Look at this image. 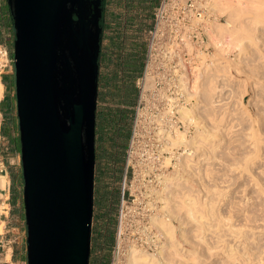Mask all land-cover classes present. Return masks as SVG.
<instances>
[{
    "label": "rangeland",
    "instance_id": "1",
    "mask_svg": "<svg viewBox=\"0 0 264 264\" xmlns=\"http://www.w3.org/2000/svg\"><path fill=\"white\" fill-rule=\"evenodd\" d=\"M124 1L118 0L109 3L110 11H127ZM158 1L142 0V3L131 9L132 14L141 16L145 20L140 33V40L144 45V56L148 48L147 31L152 22L150 16L147 17L144 11H147L148 8L153 13ZM3 2L7 4V0H3ZM215 2L221 3V7L213 6L211 21H219L226 27L214 32L210 27L211 22H209V40L205 44L195 40L190 61L188 60L191 74L187 80L184 79L186 84L181 89L186 87L189 91L193 90L197 78L193 72L201 70L207 63L211 64L214 58H220V79L224 80L222 83L226 84V88L223 94L220 92V107L213 111L214 118L220 120L222 132L220 140H217V144L220 143V146L211 155L210 160L203 162L208 170L202 172L201 180L199 177H189L183 173L176 174L173 165L176 161L172 159V155L169 152H160L162 143L157 139V132L162 125L170 131H172V126L178 125L184 131L185 124L178 118L179 115H176L174 121L167 110L154 117L155 98H153V94L143 101L141 108L138 95L132 108L133 121L130 125V135L124 152L125 171H123L125 174L128 171L125 190L126 218L132 224H150L153 212L148 205L156 201L154 197H149L147 194L154 190H163V186L157 182L161 174L179 176L182 179L177 182L178 187L174 185L172 190L183 189L173 192L175 202L182 203V194H186L188 198H194L196 202L193 206L197 215L200 216L202 224L191 223L188 226L189 242H184L178 234L176 235L182 244L179 246L180 256L172 258V262L174 264L176 262L178 264H220L224 258H220L219 246L223 244L227 250L236 253L239 264H259L260 260L264 261V53H261L264 50H261L264 48V39L259 40V44H257L248 36L251 34L250 26L255 22L259 21L258 26L264 29V23L260 17L264 11V0H215ZM256 34L258 37H264L263 31L257 30ZM15 40L12 20L10 26L7 27L5 37L0 38V42L7 46L9 59L12 61L3 73L0 72L1 81L5 77L8 79L11 75L14 77L15 83ZM238 41H244L247 45L245 51L240 50ZM218 45H220V51L217 48ZM235 58L240 59V64L233 60ZM142 75L143 73L139 77L141 78ZM181 76L187 77L185 73ZM213 76L219 78L216 75ZM149 88L151 92L155 90L153 81L149 82ZM179 88L178 86L179 105L191 107L192 102H196V100L186 98ZM6 91L16 95L15 86ZM137 109H140L139 112ZM194 130L191 128V133ZM178 151L183 153L184 149L180 148ZM159 158L162 163L158 162ZM167 161H171L170 164L167 165ZM151 168H153L152 171ZM121 197L120 190L119 201L117 200L111 213L113 241H115ZM157 202L163 206L161 201ZM104 209L99 217L102 226L107 223V211L106 208ZM229 211L233 213L231 221L228 220ZM220 213L225 216L221 225ZM0 221L3 222L2 219ZM2 224L3 233L5 224ZM11 224L14 228L11 235L15 237L20 235L22 230L15 219ZM150 225L152 226V223ZM154 229L156 230L155 227ZM100 231L102 230L100 229ZM156 233L158 234L157 230ZM99 238L100 235L95 237L97 243L100 244ZM24 239L25 236H23V241ZM97 245L95 243V250ZM105 248L111 249L110 244H107ZM210 248L213 249L210 250ZM148 251L153 252L154 250ZM188 254L195 256L194 263L182 260L183 255L189 260ZM245 258L247 260L241 261ZM92 261V264H95V256Z\"/></svg>",
    "mask_w": 264,
    "mask_h": 264
},
{
    "label": "water",
    "instance_id": "2",
    "mask_svg": "<svg viewBox=\"0 0 264 264\" xmlns=\"http://www.w3.org/2000/svg\"><path fill=\"white\" fill-rule=\"evenodd\" d=\"M89 1L7 0L28 264H91L101 28Z\"/></svg>",
    "mask_w": 264,
    "mask_h": 264
},
{
    "label": "bare ground",
    "instance_id": "3",
    "mask_svg": "<svg viewBox=\"0 0 264 264\" xmlns=\"http://www.w3.org/2000/svg\"><path fill=\"white\" fill-rule=\"evenodd\" d=\"M214 1L215 0L211 3L212 10L213 6L217 8L221 7V3H214ZM260 17L264 23V11L261 13ZM209 22H211L210 27L214 32H216V30L220 31V28L226 27L219 21L208 20L207 24ZM258 25L259 21L250 26L251 34L248 36V38L255 41L257 44H259V40L264 39V37H258L256 34L257 30L264 32V29H261ZM238 47L242 52L247 49V45L244 41H238ZM217 48L220 51V45H218ZM263 49L264 48L261 50ZM261 53H264V50ZM233 60L240 64V59L238 60L235 58ZM193 74L197 75V78L195 82L196 86L191 91L186 87L181 89V87L186 84L184 76H180L178 80V86L180 87L179 89L182 95H185L186 98H193L196 100V102H192L191 107H187L186 105L180 106L178 98L176 99V114L179 115L178 118L185 124L186 129L183 131L176 125L172 126V131H170L169 129H165V126L162 125L157 132V139L162 143L160 152H169L172 155V159L176 161L175 163L172 162L176 174L179 175L183 173L189 177H199L201 180L200 176H202V172L208 170V167L206 168V164H203V162L210 160L211 155H213L220 146V143L217 144V140H220L222 130H220V120L214 118L213 111L220 107V92L223 94L226 84L222 83L224 81L223 79H220V58H214L211 64H205L204 68L202 67L201 70L199 69L197 72H193ZM3 90L4 85L0 78V97L3 94ZM167 113L169 116H174L173 113L171 114V111L167 110ZM191 128L195 129L193 133L190 131ZM180 148L184 149L183 153L178 151ZM170 162L171 161H167V165L170 164ZM152 169L153 168H151V171ZM180 179L182 178L179 176H170L163 173L158 177L157 181L163 186V190H154L152 193L147 194L149 197H154L156 201L148 205L153 212L150 221L153 228L155 227L158 231L156 248L153 249V252H150L145 249L133 247L128 254L127 264H174L172 258L180 256L179 246L182 244L178 241L176 235L178 234L184 242H189V237L187 236L188 226L191 223L202 224V220L200 216L197 215V211L193 206L196 202L194 198H188L186 194H182V203L178 202L177 204L175 202L176 200L174 199L173 192L180 191L183 188L180 190L176 188L174 191L172 188L175 186L178 187L176 184ZM5 180L6 178L3 179V183H5ZM158 200L161 201L163 206L158 204ZM211 210L213 212L212 208ZM232 217L233 213L229 211L228 220L231 221ZM223 219H225V216L220 213V225ZM2 230L3 224L0 222V233H2ZM219 247L220 258H224V261L220 262V264H239L235 252H230L223 244H220ZM212 249L213 248H210V250ZM187 256L189 260L186 259L184 255L182 256L184 262H195L194 255L188 254ZM244 260L247 259L245 258L241 261ZM175 264L178 263L176 262ZM259 264H264V261L260 260Z\"/></svg>",
    "mask_w": 264,
    "mask_h": 264
},
{
    "label": "flooded vegetation",
    "instance_id": "4",
    "mask_svg": "<svg viewBox=\"0 0 264 264\" xmlns=\"http://www.w3.org/2000/svg\"><path fill=\"white\" fill-rule=\"evenodd\" d=\"M115 0H90L84 7L87 21L100 14V49L98 54L95 111V185L92 249L100 235L99 217L109 209L107 198L128 181V171L121 173L122 153L128 136V110L139 95L138 80L144 68L141 16L127 11H110ZM8 5V4H7ZM9 7V6H8ZM10 11V10H9ZM77 19V17H75ZM96 240V242H94ZM97 248V246H96ZM94 256H91V264Z\"/></svg>",
    "mask_w": 264,
    "mask_h": 264
},
{
    "label": "built area",
    "instance_id": "5",
    "mask_svg": "<svg viewBox=\"0 0 264 264\" xmlns=\"http://www.w3.org/2000/svg\"><path fill=\"white\" fill-rule=\"evenodd\" d=\"M212 1L160 0L154 8L151 27L147 31L148 48L143 75L138 80L140 108L143 101L153 94L154 115H161L168 110L174 114L171 118L175 121L178 80L183 73L187 75L185 80L191 74L189 61L195 40L201 44L209 40L207 22L213 15ZM11 62L7 46L0 42V72L3 73ZM150 81L155 86L153 92L149 88ZM158 162L162 163L160 158ZM126 185L125 177L115 241L108 264H127L128 254L133 247L152 250L158 241L156 230L150 224L128 222Z\"/></svg>",
    "mask_w": 264,
    "mask_h": 264
},
{
    "label": "crops",
    "instance_id": "6",
    "mask_svg": "<svg viewBox=\"0 0 264 264\" xmlns=\"http://www.w3.org/2000/svg\"><path fill=\"white\" fill-rule=\"evenodd\" d=\"M159 2L160 0L156 6ZM6 5L0 0V38L5 37L7 27L10 26ZM8 81L10 85L15 84L11 75ZM7 89L4 85L0 97V219L3 220L0 222L5 224L4 232L0 233V264H27V227L23 204L24 179L17 100L16 95L8 93ZM4 178H6L5 183H3ZM13 219L22 230L16 237L11 235L14 230L11 224ZM23 236H25L24 241Z\"/></svg>",
    "mask_w": 264,
    "mask_h": 264
},
{
    "label": "trees",
    "instance_id": "7",
    "mask_svg": "<svg viewBox=\"0 0 264 264\" xmlns=\"http://www.w3.org/2000/svg\"><path fill=\"white\" fill-rule=\"evenodd\" d=\"M115 1L117 2L118 0H115ZM141 1L142 0H125L124 1V4H125L126 9H128L130 12H132L131 9H133V7L135 5L142 3ZM145 1H147V0H145ZM6 6L8 8V5H6ZM144 12L146 13V16L147 17L150 16L151 21H152L153 20V13H154V11L152 13L147 8V11H144ZM142 18L143 17H141V21H142L143 27H144L145 20L142 19ZM7 19H8V22L12 23V17H10L9 8L7 10ZM150 27H151V25L148 28H150ZM143 57H144V64H145L146 53H145V56H144V45H143ZM142 73H143V71H142ZM142 73H140V75ZM3 83H4V85L7 88H13L15 86L14 84L13 85H10V83H9V81H8V79L6 77H5V79H3ZM136 98H137V96L132 100V103L130 104V107H133ZM132 114H133L132 109L128 110V136H127V141L125 143V146H124V149H123V153H122L123 163H122V166H121V169H120L121 170V173L124 170V162H125V160H124V152L126 151V146H127L128 139H129V135H130V125H131V122L133 121ZM19 141H20V136H19ZM120 189H121V186H120ZM120 189H118V191L114 195H112L110 198H107V205H108V208H109L107 210L108 213L106 212L107 223H104V226H102V228H101L102 231L100 232V238H99L100 239V244L98 242V245H97L96 250L93 251V252L91 251V256H95V264H108L110 262V259H111V251H112V246H113L112 244H114V241L112 240V237H113V233L114 232L111 229V225H112V222H111V213L114 210V207H115V204H116L117 200L119 201V198H120ZM107 244H110L111 249L105 248V246Z\"/></svg>",
    "mask_w": 264,
    "mask_h": 264
}]
</instances>
